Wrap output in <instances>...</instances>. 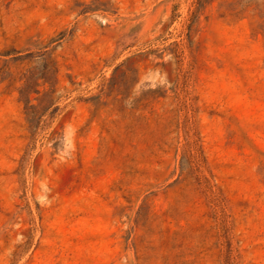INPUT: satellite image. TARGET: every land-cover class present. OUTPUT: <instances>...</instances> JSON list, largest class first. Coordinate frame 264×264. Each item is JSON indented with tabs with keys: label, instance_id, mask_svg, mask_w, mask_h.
Returning <instances> with one entry per match:
<instances>
[{
	"label": "rangeland",
	"instance_id": "rangeland-1",
	"mask_svg": "<svg viewBox=\"0 0 264 264\" xmlns=\"http://www.w3.org/2000/svg\"><path fill=\"white\" fill-rule=\"evenodd\" d=\"M0 264H264V0H0Z\"/></svg>",
	"mask_w": 264,
	"mask_h": 264
}]
</instances>
